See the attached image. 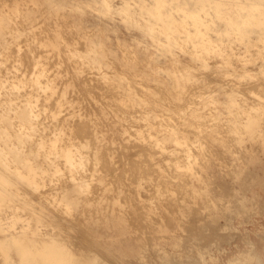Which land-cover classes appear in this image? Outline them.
I'll return each instance as SVG.
<instances>
[{"label":"rangeland","instance_id":"374dc122","mask_svg":"<svg viewBox=\"0 0 264 264\" xmlns=\"http://www.w3.org/2000/svg\"><path fill=\"white\" fill-rule=\"evenodd\" d=\"M108 1L0 0V264H264V0Z\"/></svg>","mask_w":264,"mask_h":264},{"label":"bare ground","instance_id":"6f19581e","mask_svg":"<svg viewBox=\"0 0 264 264\" xmlns=\"http://www.w3.org/2000/svg\"><path fill=\"white\" fill-rule=\"evenodd\" d=\"M108 0H104V3L107 5V7L109 6V4H108ZM148 7H151V6H148ZM255 8L256 9H261V6H260V4H256L255 5ZM122 10H124V11H126V12H128V13H130L131 14V11H130V5L128 4V3H126L124 6H122V8H121ZM261 14H263V11H261ZM149 15H150V19H146L147 21H152L151 19H152V17L154 18L155 17V19H157L158 18V16L159 15H157V14H155V12H151L150 11V9H149ZM199 14H198V12H196V14H195V16H198ZM255 19H257V16L255 15V13L254 14H252L251 16H249L248 18H246L245 20H244V22L245 23H248V21H250V20H255ZM177 21H179V20H176V19H171V18H169L167 21H166V26H167V29L169 30V29H171L172 27H174V28H172L173 30H179V31H184L188 36H191L193 33H194V31H192L190 28H188L187 27V25L185 24V23H183V21H179V22H177ZM151 23V25H153L152 24V22H150ZM174 23V25H172ZM152 27V26H151ZM202 33V29L200 28V25H198V24H196V31H195V34H196V37H200V38H196V39H194L195 40V48H196V46L198 47L199 46V44H197L198 42L200 43V44H202L201 46L204 48V49H206V50H209V49H211V47L209 46V44L211 43V42H213V41H215V40H213L209 35H204V37H202V36H200V34ZM187 39V38H186ZM186 39H183L182 41L184 42V41H187ZM196 52H199V49H196ZM11 104H12V102H10L8 99H5V101L3 102V106H5V107H11ZM77 132V131H76ZM78 134V133H77ZM140 152V151H139ZM180 158V157H179ZM146 160V159H145ZM131 165V164H130ZM135 166V165H134ZM133 172V171H132ZM44 194V193H43ZM140 234V233H139Z\"/></svg>","mask_w":264,"mask_h":264}]
</instances>
